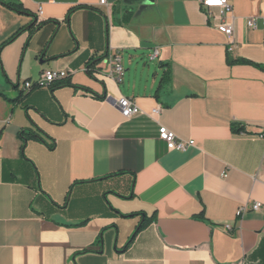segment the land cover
I'll return each mask as SVG.
<instances>
[{
    "label": "crops",
    "instance_id": "obj_1",
    "mask_svg": "<svg viewBox=\"0 0 264 264\" xmlns=\"http://www.w3.org/2000/svg\"><path fill=\"white\" fill-rule=\"evenodd\" d=\"M16 1L26 14L0 0V264H264V23L247 26L264 0H229L232 52L202 0ZM109 55L121 82L94 76ZM46 71L72 86L25 91ZM162 127L195 146L169 151ZM36 129L53 149H22Z\"/></svg>",
    "mask_w": 264,
    "mask_h": 264
},
{
    "label": "built area",
    "instance_id": "obj_2",
    "mask_svg": "<svg viewBox=\"0 0 264 264\" xmlns=\"http://www.w3.org/2000/svg\"><path fill=\"white\" fill-rule=\"evenodd\" d=\"M107 0H101V5H106ZM201 5L203 8L208 10H218L219 14L217 15L219 23L216 26V29L227 36L229 40V51L232 52L235 46L234 41V24L227 21L228 16L232 12V8L229 4V0H202ZM263 20L264 17H252L247 20V26L250 29H256L258 27V21ZM154 59V57H153ZM106 63L108 65L107 74H103L99 71L95 72L94 76L97 78H114L118 82H121L123 76V66L122 60L119 55H109L106 59ZM69 73L64 71H46L44 72L40 79L35 83H27L25 84V91L30 92L35 88H47L52 89L53 85L68 79ZM117 107L121 112V115L125 119H130L136 115L141 114L140 108L132 99L122 98L117 102ZM161 113V107H158L153 111L154 115H159ZM160 139L166 144L167 149L169 151H180L186 152L189 148L195 146L194 141H185L180 139L175 133L170 131L169 129L162 127L159 132ZM262 205L257 203L249 208L248 206H243L239 209L237 213L238 218H242L250 209L253 211H259ZM231 230V227H228ZM237 264H245V261L242 260Z\"/></svg>",
    "mask_w": 264,
    "mask_h": 264
},
{
    "label": "trees",
    "instance_id": "obj_3",
    "mask_svg": "<svg viewBox=\"0 0 264 264\" xmlns=\"http://www.w3.org/2000/svg\"><path fill=\"white\" fill-rule=\"evenodd\" d=\"M1 3L3 5H5L6 7H8L9 9L13 10V11H16L18 13H23V14H26L27 11L25 10V8L23 7L22 4L18 3L16 0H1ZM15 38V37H14ZM13 38V39H14ZM1 50L2 48H0V53H1ZM168 78L169 75H166ZM61 86H72V84L70 82L66 80H63V81H60L56 84L53 85V88H56V87H61ZM20 100V99H19ZM237 132H245V129L244 128H240L237 130ZM40 135H44L41 131L39 130H28V131H22L20 133V138L23 140V147L22 149H24L25 147V144L26 142L29 140V139H36V140H39L40 142L44 143V144H47V146L51 149L54 148V145L53 144H48L47 141L44 139V137H46L45 135L42 137ZM147 224L146 223H143L136 231L135 233L133 234V236L131 237L127 247L134 241V239L136 238V236L139 234V232L146 226Z\"/></svg>",
    "mask_w": 264,
    "mask_h": 264
}]
</instances>
